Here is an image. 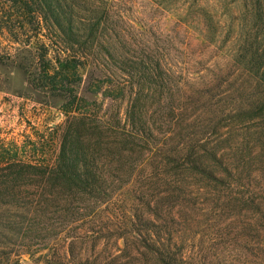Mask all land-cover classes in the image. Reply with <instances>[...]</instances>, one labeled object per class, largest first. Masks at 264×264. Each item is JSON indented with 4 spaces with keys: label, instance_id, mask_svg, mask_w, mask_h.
<instances>
[{
    "label": "trees",
    "instance_id": "1",
    "mask_svg": "<svg viewBox=\"0 0 264 264\" xmlns=\"http://www.w3.org/2000/svg\"><path fill=\"white\" fill-rule=\"evenodd\" d=\"M35 5L47 10L45 20L70 53L57 57L55 70L86 65L98 44L102 57L119 61L115 73L122 79L95 87L111 101L108 117L90 109L68 117L54 163L8 159L0 152V264H20L23 253L13 256L15 247L32 255L36 239L57 241L84 221L106 224L111 236V225L99 211L103 204H111L110 212L117 216L114 231L116 240H124L122 252L137 249L147 264H187L183 245L174 240L178 221L221 225L219 244L234 239L260 244L264 36L262 49L246 65L258 79L216 73L215 79L201 76L183 83L161 65L157 49L136 39L138 34L128 39L129 29L123 19H114L108 1L35 0ZM204 14L212 40L210 31L227 21L215 20L207 10ZM113 32L118 36L115 44ZM97 33L103 37L100 42ZM89 42V53L80 51ZM137 46L151 54L144 50L133 57ZM239 50L233 60L242 67L243 48ZM205 208L207 212L201 210ZM85 234L82 240L100 237L90 229ZM213 248L219 254V246ZM55 255L50 263L63 264L64 256ZM74 258L66 264H92ZM259 259L264 262V257Z\"/></svg>",
    "mask_w": 264,
    "mask_h": 264
},
{
    "label": "rangeland",
    "instance_id": "2",
    "mask_svg": "<svg viewBox=\"0 0 264 264\" xmlns=\"http://www.w3.org/2000/svg\"><path fill=\"white\" fill-rule=\"evenodd\" d=\"M105 1L114 12V19H123L130 31H125L128 39L138 34L136 39L154 51L157 49L161 65L183 79V83H192L201 76L215 79L216 73L229 79H258L248 66L257 49H262L264 0ZM204 10L211 12L215 20L227 21H221V27L210 31L212 40L207 37ZM46 13V9L35 5V0H0V152L8 159L54 163L68 117L89 109L94 115L108 117L113 109L111 101L97 94L95 87L102 81L106 84L110 79H122L121 73H115L119 61L102 57L98 44L95 57L90 56L86 65L80 62L81 66L74 69L55 70L57 57L70 53L45 20ZM96 37L98 42L103 40L100 33ZM117 37L113 32L114 44ZM140 46L135 48L133 57L145 51L151 54L148 48ZM86 47L80 51L89 53L91 43ZM240 47L245 62L237 67L233 55ZM56 71L59 74L53 79ZM109 208L111 204H103L99 211L105 217L103 222L111 225V236L106 224L84 221L77 229L68 228L57 241L36 239L32 255L15 247L18 251L13 256L23 253L19 256L20 264H52L56 252L64 256L63 264L71 263L73 256L74 261L92 264H147L137 249L128 254L122 252L124 240H116L114 231L117 216ZM207 208L201 210L207 212ZM205 225V221L199 226L192 220L178 221L174 240L183 245L187 264H264L259 259L264 257V240L255 244L234 239L219 244L217 232L223 227ZM86 229L94 230L99 239L82 240ZM70 243L76 249L74 255L69 252ZM215 246H219V254Z\"/></svg>",
    "mask_w": 264,
    "mask_h": 264
}]
</instances>
